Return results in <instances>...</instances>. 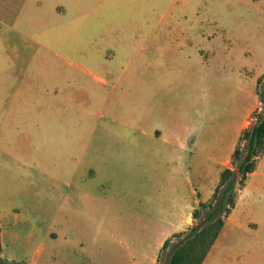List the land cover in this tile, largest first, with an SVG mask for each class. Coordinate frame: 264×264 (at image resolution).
I'll list each match as a JSON object with an SVG mask.
<instances>
[{
  "label": "rangeland",
  "instance_id": "rangeland-1",
  "mask_svg": "<svg viewBox=\"0 0 264 264\" xmlns=\"http://www.w3.org/2000/svg\"><path fill=\"white\" fill-rule=\"evenodd\" d=\"M110 15L114 22L106 31L120 39L114 53L96 48L95 41L72 40L75 63L111 66L94 68L106 82L72 69V75L84 79L87 92L65 104L71 118L50 115L41 130H31L22 151L16 145L10 152L0 151L4 264L100 262L99 233L86 229L88 217L72 215V162L90 143L89 131L104 126L101 112L133 111V82L139 77L146 78L147 92L157 91L159 98L165 92L174 113L197 119L204 158L226 154L254 121L260 104L256 79L264 74V0H122ZM165 32L171 34L167 39L160 36ZM202 32L212 36L203 40L196 35ZM150 49L160 53L163 68L158 71L149 68L156 60ZM111 92L120 97L111 101ZM246 181L230 220L200 264H264V152ZM183 239L184 234L171 238L160 264H168L173 247ZM193 239L180 251V264H195L194 257L203 253L201 239Z\"/></svg>",
  "mask_w": 264,
  "mask_h": 264
},
{
  "label": "crops",
  "instance_id": "crops-1",
  "mask_svg": "<svg viewBox=\"0 0 264 264\" xmlns=\"http://www.w3.org/2000/svg\"><path fill=\"white\" fill-rule=\"evenodd\" d=\"M119 3L122 0H0V151L10 152L13 145L22 151L31 130H41L50 115L71 118L65 104L87 92L84 79L72 75V69L106 82L94 68L111 66L75 63L72 40L95 41L98 49L117 51L120 39L106 29L114 22L110 9L117 11ZM196 35L203 40L212 36ZM160 36L167 39L171 34ZM150 52L156 60L149 68L158 71L163 68L160 53ZM145 79L133 82V111L101 112L104 126L89 131L90 143L72 162V215H85L90 225L86 229L99 233L101 257L95 264L160 260L164 242L186 231L194 210L201 212L199 203L211 198L237 142L224 155L204 158L197 119L174 113L165 92L159 98L157 91L144 89ZM162 82L160 75V87ZM168 87L171 90V80ZM110 95L111 101L120 97ZM250 111L251 106L244 116ZM0 240L2 249L1 216Z\"/></svg>",
  "mask_w": 264,
  "mask_h": 264
},
{
  "label": "trees",
  "instance_id": "trees-1",
  "mask_svg": "<svg viewBox=\"0 0 264 264\" xmlns=\"http://www.w3.org/2000/svg\"><path fill=\"white\" fill-rule=\"evenodd\" d=\"M256 92L260 104L253 111L254 121L241 130L230 163L221 171L219 182L209 201L199 203V207L203 209L201 220L197 223L193 222L186 231L173 235V237H178L184 234V239L173 247L168 264L181 263L183 255L180 251L193 238L201 239L204 244L203 253L194 257L195 264H200L206 250L223 227L225 218L234 208L238 194L245 186L248 175L255 170L256 158L264 152V74L258 76L256 80ZM193 216L194 219L199 217L198 208L194 210ZM170 241L171 238L164 242L162 251ZM159 262L158 260L155 264H160ZM0 264H4L1 258Z\"/></svg>",
  "mask_w": 264,
  "mask_h": 264
}]
</instances>
